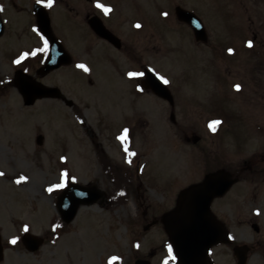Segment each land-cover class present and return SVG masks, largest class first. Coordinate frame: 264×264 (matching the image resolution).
Returning <instances> with one entry per match:
<instances>
[{
    "label": "rangeland",
    "instance_id": "obj_1",
    "mask_svg": "<svg viewBox=\"0 0 264 264\" xmlns=\"http://www.w3.org/2000/svg\"><path fill=\"white\" fill-rule=\"evenodd\" d=\"M69 1V8L53 5L54 32L90 71L68 67L46 78L44 84L61 90L58 99H41L31 107L24 106L15 92L0 99V230L8 243L5 264H90L93 255L95 264H135L142 259L164 264L170 256L168 235L160 223L152 222L173 209L180 192L202 182L208 172L233 170L264 148V130L255 118L258 99L248 107L251 115L247 106L240 102L233 106L231 98L225 99L234 95L228 83L233 75L226 73L221 61L223 49L232 45L241 46L235 59L242 60L243 43L258 31L264 34V28L248 25L258 24L257 8L252 0H102L112 11L105 14L98 9L99 14L127 47L119 52L97 41L84 18L70 11L79 10L84 16L91 8L87 1ZM177 4L201 18L214 49L196 44L177 23ZM246 54L251 60L247 64H256ZM145 67L170 81L174 110L153 93L138 90L143 77L128 76ZM214 73L229 94L218 93ZM234 108L240 110L246 126L236 121L234 129L224 127L222 133L208 128L216 115H230ZM172 112L177 124L170 119ZM124 128L130 132L129 149L136 153L131 163L118 139ZM38 135L44 136L42 146L37 145ZM194 136L201 138L197 144L192 142ZM109 161L117 165L113 170ZM64 171L76 177L67 186L75 182L97 187L104 196L81 206L74 221L54 236L51 225L60 218L58 201L67 186L47 189L62 182ZM22 176L27 179L18 182ZM257 187L250 180L238 182L212 205L238 243H249L256 236L247 222L254 220L264 229V184L260 190ZM88 222L97 224L106 247L96 254L82 253L75 261L65 240L79 238ZM24 224L29 225V233L45 238L39 251L25 249ZM14 236L20 238L16 244L11 243ZM113 256L120 259L112 261ZM259 260L257 255L250 264H262Z\"/></svg>",
    "mask_w": 264,
    "mask_h": 264
},
{
    "label": "flooded vegetation",
    "instance_id": "obj_2",
    "mask_svg": "<svg viewBox=\"0 0 264 264\" xmlns=\"http://www.w3.org/2000/svg\"><path fill=\"white\" fill-rule=\"evenodd\" d=\"M86 1L92 9H87L84 16H80L79 10L74 11L73 9H71L70 11H73L76 17L84 18V24L86 23L87 29L97 41L109 45L107 41L101 39L100 37H96L91 28L87 26L88 19L91 16H100L103 19L104 23L105 20L103 16L98 12L99 8L96 7V0ZM101 1L102 0H100V2ZM252 1L254 2V6L257 8L255 14L256 18L258 19V24L255 26L256 21H253V23H248V25H254L255 28L262 29L264 28V10H261V7L264 5V0ZM69 3V0H55L54 5L69 8ZM0 5L3 6V11H0V20L2 22V25L0 22V25L2 26V30L0 27V99L3 97H7L9 93L12 94L15 92L19 97L23 99L24 104L25 99L18 85V81L28 80L29 82L43 84L46 87H55L43 83L46 78H50L56 72L54 71L46 73V75L42 73V68L45 66V61L49 57L51 50L45 53H38L36 56L30 55L24 58L19 64L15 62L23 52H31L37 48L43 47V38L34 29L37 27L36 6H45L37 3V0H0ZM52 8L46 9L51 13ZM84 8H86V6ZM176 21L182 28H185L188 33L192 35V37H194V33H192V30L188 24L180 22L177 19ZM250 40L253 41L252 47H249L247 45L248 40L245 41L242 45L243 54L240 55L242 57V60H237L239 59L238 50L240 51L241 46L236 47L232 45L228 46L226 49H223L224 57L221 59V61H225L224 63H226V67L224 69L226 73H228V75H233V77H230L231 79L228 80V83H230V87L231 90H233L234 95L228 93V89L225 87V85H222L219 76L215 73L213 74V86L218 89V93H220L221 96L223 95V93L229 94L230 97H227L225 99L231 98L233 106L234 104L239 102L244 107L247 106V115H251L248 112V107H251L252 102H255V100L258 99V101L255 102L254 106L256 110L258 109V113L255 118H257L258 121L261 120L260 128L264 130V34H262L261 31H258ZM196 44L200 46H207L209 48L211 47L212 49L215 48V43L213 40H209L206 45L202 43ZM121 47V50H118L119 52L125 51V49L127 48L125 47L123 40ZM229 48L234 49V51L232 53H229ZM245 52L249 53L250 56L255 58L256 64H247V62H251V60L247 61V54ZM232 59L234 60L232 61ZM73 60L74 63L68 67H75L78 71L80 70L83 72L84 70L77 66L78 64L83 63V61L77 60L74 56ZM233 63L235 65H233ZM233 66L236 67L234 71ZM250 66H252V68L249 70ZM25 69H27V71H25ZM90 82L93 83L92 80H90ZM235 84H240L241 89L237 90L234 87ZM252 93L254 95L253 97ZM239 111L240 110L238 108H234L230 115L221 113L220 115L215 116V119H220L223 121V123L218 128V131L220 133H222L223 131L225 132L224 127L229 128V131L231 130V128L234 129V123L236 121L241 124L244 123L245 119L242 117ZM175 124H177V122ZM235 138H237V136ZM237 141L239 143H242L243 139L241 140V142L239 140ZM221 170H223L225 173L227 172L234 179H237L238 182H248L250 180L253 184H256L258 186L256 189L258 190L259 188L260 190V184H264V148L259 150V152L253 154L251 157H248L247 160L239 162L237 167H235L233 170L228 169L227 167ZM217 217L222 221L225 228L227 230H230V226L227 223L226 219L220 216ZM157 220L158 219L154 221ZM251 222L247 223H249V225L251 224L252 229L254 225L259 228L258 231L255 229L253 230L256 233V236L252 237L251 242L248 243L243 241L238 243L236 240H234L232 231L230 230L232 242L230 244L220 243L218 246L212 248L210 252L215 264H224L226 262L231 264H240V261L242 259H245L246 264H250V261H252L253 258L257 255L260 256L259 261L264 264V229L260 228V225L258 223H255L254 220H251ZM159 223L162 225V223L158 220L157 224ZM1 240L3 251L6 252L8 243L3 240V238ZM0 264H5V261H1Z\"/></svg>",
    "mask_w": 264,
    "mask_h": 264
},
{
    "label": "water",
    "instance_id": "obj_3",
    "mask_svg": "<svg viewBox=\"0 0 264 264\" xmlns=\"http://www.w3.org/2000/svg\"><path fill=\"white\" fill-rule=\"evenodd\" d=\"M177 16L182 22L189 23L196 41L206 43L208 35L203 22L194 13L185 11L182 8L176 9ZM38 28L47 37L51 44V55L46 61V67L42 73L46 75L61 66H68L72 63L71 56L64 50L61 42L54 36L51 28V18L45 8L37 9ZM88 25L96 36L107 40L110 44L120 48V40L104 26L100 17H92L88 20ZM146 89L153 92L164 100H169L174 105L170 90L160 81L150 69L146 70ZM25 104L32 105L38 98H58L62 97L58 88L45 87L41 84L29 82L28 80L19 83ZM68 105H72L69 102ZM174 114L172 120H174ZM200 138H194L197 143ZM44 137H37V144H44ZM236 183L230 175L223 171L207 174L202 183L183 190L178 196V202L173 211L165 213L161 222L164 223L168 233L169 241L172 244L173 252L176 255V264H213L210 259V249L220 242H228L227 230L224 229L212 212V204L215 199L223 197L229 189ZM103 193L97 187L87 188L78 184L67 187L59 198V213L62 220L69 224L74 221L81 206L95 204ZM258 230V228L255 227ZM23 244L31 253L40 250L44 244V239L33 234L26 233L22 237ZM2 245L0 240V260H2ZM240 264H246L245 259ZM135 264H151L148 260H138Z\"/></svg>",
    "mask_w": 264,
    "mask_h": 264
},
{
    "label": "snow or ice",
    "instance_id": "obj_4",
    "mask_svg": "<svg viewBox=\"0 0 264 264\" xmlns=\"http://www.w3.org/2000/svg\"><path fill=\"white\" fill-rule=\"evenodd\" d=\"M37 3L45 6L46 8H52L54 3H55V0H37ZM96 7L101 9L105 14H108L112 11V8L110 5H106L104 3H101L100 0H96ZM0 11H3V6L0 5ZM163 15L167 16L168 13L165 12L163 13ZM136 27H141V25L139 23L136 24ZM35 31H37L41 37L43 38V47L42 48H37L35 49L34 51H31V52H28V51H25L22 53V55L15 61L17 64H19L24 58L28 57V56H36L38 53H45V52H48L50 50V43L47 39V37H45L43 35V33L40 31V29L38 27H36L34 29ZM247 45L249 47H252L253 46V41L252 40H248L247 41ZM229 53H232L234 51V49H231L229 48L228 49ZM79 68L83 69L84 71H90V69L87 67V65L83 64V63H80L77 65ZM25 71H27V69H25ZM152 72L155 73V75L157 76V78L162 81L164 84H169L170 81L163 75H161L160 73L156 72L155 69H151ZM128 76L129 77H144L145 76V72L143 71H130L128 72ZM147 86V84L145 83L144 85H141V84H137L136 87L138 88V90L140 92H143L145 87ZM234 87L237 89V90H240L241 89V85L240 84H235ZM223 123L222 120L220 119H213L211 120L209 123H208V128L213 132H217L219 126ZM128 133H129V129L128 128H124L122 130V134L118 137V139H120L122 142H124V151L125 153H127L129 155V158H128V163H131V156H135L136 153L133 152V151H130L129 149V143H130V140H129V137H128ZM0 175H3L2 172H0ZM24 179H27L26 177H20L18 182H20V180H24ZM76 177L74 176H69V173L67 171H64L62 173V182L61 183H57V184H54V185H51L49 186V188L47 189L49 192H52L54 189H59V188H64L67 186L68 184V181L69 180H75ZM256 213L259 214V209L256 210ZM54 228L56 227H59V225H54L53 226ZM23 231L24 232H28L29 231V225L28 224H24L23 225ZM20 238L18 236H14L12 237L11 239V243L12 244H16L17 241L19 240ZM137 247H139V245L137 244ZM168 252L170 254L169 258L168 259H165L164 261V264H168V261L169 259L171 260H175L176 259V256L173 253V247L171 244L168 245ZM120 258L117 257V256H113L111 257V260L112 261H116V260H119Z\"/></svg>",
    "mask_w": 264,
    "mask_h": 264
},
{
    "label": "bare ground",
    "instance_id": "obj_5",
    "mask_svg": "<svg viewBox=\"0 0 264 264\" xmlns=\"http://www.w3.org/2000/svg\"><path fill=\"white\" fill-rule=\"evenodd\" d=\"M87 225L88 227L86 229V232H81L79 238L65 240V243L69 248H71L72 259H74L75 261L79 259L78 257L82 253L87 254L90 250H93L96 254L98 250L104 249L106 247L104 246L105 242L103 237L98 232L97 224L88 222ZM93 231H95V234H92ZM89 232H91L92 237L89 236ZM91 257L92 261L90 260V264H95L94 255Z\"/></svg>",
    "mask_w": 264,
    "mask_h": 264
},
{
    "label": "trees",
    "instance_id": "obj_6",
    "mask_svg": "<svg viewBox=\"0 0 264 264\" xmlns=\"http://www.w3.org/2000/svg\"><path fill=\"white\" fill-rule=\"evenodd\" d=\"M115 167H112L110 169H114ZM117 200V199H116ZM118 201V200H117ZM54 225H59V227L54 228ZM52 233L54 236H57V234L60 232H64V229H66V225L62 223V220L59 217H56L52 222Z\"/></svg>",
    "mask_w": 264,
    "mask_h": 264
}]
</instances>
